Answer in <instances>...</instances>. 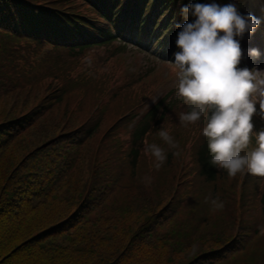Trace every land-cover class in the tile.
Listing matches in <instances>:
<instances>
[{
  "label": "trees",
  "instance_id": "1",
  "mask_svg": "<svg viewBox=\"0 0 264 264\" xmlns=\"http://www.w3.org/2000/svg\"><path fill=\"white\" fill-rule=\"evenodd\" d=\"M189 2L0 0V264H264V178L212 168L206 121L127 60Z\"/></svg>",
  "mask_w": 264,
  "mask_h": 264
},
{
  "label": "clouds",
  "instance_id": "2",
  "mask_svg": "<svg viewBox=\"0 0 264 264\" xmlns=\"http://www.w3.org/2000/svg\"><path fill=\"white\" fill-rule=\"evenodd\" d=\"M262 14L242 12L238 2L219 4L191 0L180 8L184 23L178 29L173 64L178 70L177 95L188 111L179 118L184 127L206 121L202 136L207 139L209 164L226 171L230 178L247 173L264 178V131L255 132L253 118L264 119V70L240 67L244 58L242 41L251 39L264 25V0H247ZM252 61L261 59L259 49L248 50ZM159 137L171 149L179 145L167 131ZM255 147L250 150L251 142ZM145 153L159 170L166 162L165 150L146 144ZM174 152V155H179ZM222 209L218 199L211 201Z\"/></svg>",
  "mask_w": 264,
  "mask_h": 264
},
{
  "label": "rangeland",
  "instance_id": "3",
  "mask_svg": "<svg viewBox=\"0 0 264 264\" xmlns=\"http://www.w3.org/2000/svg\"><path fill=\"white\" fill-rule=\"evenodd\" d=\"M238 2V6L240 7L242 12L255 11L256 15H261L262 13L258 9H253V7L247 2V0H235ZM183 5H176V10L180 11V8ZM180 18V16H178ZM261 36H264V25L261 26V29L258 30ZM255 49H258L260 46L258 44L253 45ZM130 52V53H129ZM129 55L127 57L128 61H131L132 67L137 71H144L148 67L155 68V74L149 78L150 81L156 82V84H160L161 93L165 90H169L174 87L177 88V71L175 68H172L171 64L160 58L156 57L155 54H150L148 52H140L139 50L129 51ZM264 70V69H261Z\"/></svg>",
  "mask_w": 264,
  "mask_h": 264
}]
</instances>
